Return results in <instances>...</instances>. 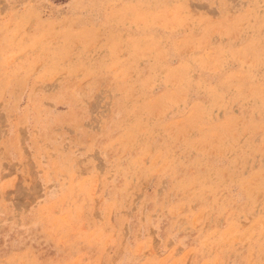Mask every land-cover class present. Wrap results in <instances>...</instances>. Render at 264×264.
I'll return each mask as SVG.
<instances>
[{"label": "rangeland", "instance_id": "1", "mask_svg": "<svg viewBox=\"0 0 264 264\" xmlns=\"http://www.w3.org/2000/svg\"><path fill=\"white\" fill-rule=\"evenodd\" d=\"M0 264H264V0H0Z\"/></svg>", "mask_w": 264, "mask_h": 264}]
</instances>
